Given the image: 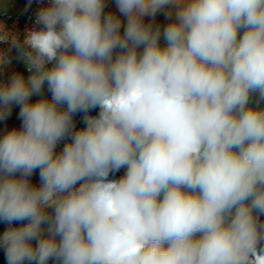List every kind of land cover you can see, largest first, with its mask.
Here are the masks:
<instances>
[{
  "label": "clouds",
  "instance_id": "9594fccd",
  "mask_svg": "<svg viewBox=\"0 0 264 264\" xmlns=\"http://www.w3.org/2000/svg\"><path fill=\"white\" fill-rule=\"evenodd\" d=\"M115 6L0 24V73L13 50L29 73L0 81L7 264H264V0Z\"/></svg>",
  "mask_w": 264,
  "mask_h": 264
},
{
  "label": "built area",
  "instance_id": "2783aa9c",
  "mask_svg": "<svg viewBox=\"0 0 264 264\" xmlns=\"http://www.w3.org/2000/svg\"><path fill=\"white\" fill-rule=\"evenodd\" d=\"M48 3V0H43V4H40L37 2V0H33V3L28 8L27 11H25V6L27 5V0H11V4L9 6V9L6 11H3L0 13V24H3V26L9 30L12 33H19L21 37L23 36L24 32L26 30H29L33 28L34 25V19L35 14L39 10L40 7L45 6ZM9 47L8 44H0V49L7 50ZM17 52L13 50L9 54V58L11 59L12 63L10 66H8L7 69L4 70V72L0 73V81H6L8 77L13 72L18 73H28L26 70V65L23 63L22 60H19L16 58ZM45 88L47 89V84H45ZM48 91V90H47ZM49 99L51 97V93L48 92ZM90 115H97L98 113H89ZM83 114H77L75 115V126L77 129L84 127V124L82 123ZM67 141H61L60 144L57 146L56 151L59 152L62 150L64 143ZM126 170V169H121ZM120 170V171H121ZM120 171L117 172L114 176L110 175V179H119L121 177Z\"/></svg>",
  "mask_w": 264,
  "mask_h": 264
},
{
  "label": "rangeland",
  "instance_id": "374dc122",
  "mask_svg": "<svg viewBox=\"0 0 264 264\" xmlns=\"http://www.w3.org/2000/svg\"><path fill=\"white\" fill-rule=\"evenodd\" d=\"M11 4V0H0V13L3 12V11H6L7 9H9V6ZM29 75V73H24V76L27 77ZM43 95L48 97V91L47 89L45 88L44 86V90H43ZM38 99H39V96H37ZM253 100H255V96L253 97ZM99 109H95V110H92L90 113H98ZM13 114L15 115V119L13 121H8L9 123H11V126L15 127V128H19L21 126V123L22 121L19 119L18 117V114H19V106H16V105H13V110H12ZM126 170H121L120 171V175L121 177L124 175V172ZM18 175V174H17ZM120 177V178H121ZM31 181L34 183V184H38L39 183V177H38V172L34 173L32 178H31ZM51 211V210H49ZM260 221L261 222H264V215H261L259 217ZM20 223L21 222H14L13 227H17V226H20ZM23 223H27V221H24ZM9 227L8 224L4 223V222H0V235L3 234V232ZM35 243V242H33ZM0 264H7V261H6V258H5V252H4V249L0 248ZM51 264V262H50Z\"/></svg>",
  "mask_w": 264,
  "mask_h": 264
},
{
  "label": "crops",
  "instance_id": "0c3cea01",
  "mask_svg": "<svg viewBox=\"0 0 264 264\" xmlns=\"http://www.w3.org/2000/svg\"><path fill=\"white\" fill-rule=\"evenodd\" d=\"M106 4H107V7L105 8V14L111 11L112 13L119 16V13L115 6V0H106ZM145 19H146V22H148L149 18H145ZM168 22L169 21L165 19L163 13L158 14L157 17L155 18V23L159 24L161 27L165 26ZM161 43L163 44V39H161ZM37 99H38L37 96L32 97L33 101ZM14 119H15V115L12 112V114L8 117L7 120L0 121V136H2L9 129L13 128V126H11V123H9L8 121H13ZM73 120L75 123V116L73 117Z\"/></svg>",
  "mask_w": 264,
  "mask_h": 264
}]
</instances>
